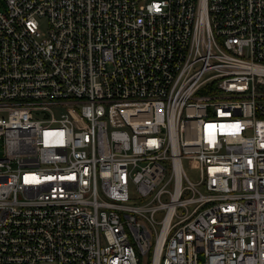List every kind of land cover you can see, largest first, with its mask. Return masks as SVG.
<instances>
[{"label": "built area", "instance_id": "1", "mask_svg": "<svg viewBox=\"0 0 264 264\" xmlns=\"http://www.w3.org/2000/svg\"><path fill=\"white\" fill-rule=\"evenodd\" d=\"M145 251L264 264V0H1L0 264Z\"/></svg>", "mask_w": 264, "mask_h": 264}, {"label": "rangeland", "instance_id": "2", "mask_svg": "<svg viewBox=\"0 0 264 264\" xmlns=\"http://www.w3.org/2000/svg\"><path fill=\"white\" fill-rule=\"evenodd\" d=\"M186 171H187V174L190 175V177H195L196 176L195 169H193V168L190 169V168L186 167ZM134 247H135V245H134ZM148 256H149L148 251L139 253V258H140V261L142 262V264H146L147 263Z\"/></svg>", "mask_w": 264, "mask_h": 264}, {"label": "bare ground", "instance_id": "3", "mask_svg": "<svg viewBox=\"0 0 264 264\" xmlns=\"http://www.w3.org/2000/svg\"><path fill=\"white\" fill-rule=\"evenodd\" d=\"M157 249L155 250V255H156Z\"/></svg>", "mask_w": 264, "mask_h": 264}, {"label": "trees", "instance_id": "4", "mask_svg": "<svg viewBox=\"0 0 264 264\" xmlns=\"http://www.w3.org/2000/svg\"><path fill=\"white\" fill-rule=\"evenodd\" d=\"M146 264H149V263H148V261H147V263H146Z\"/></svg>", "mask_w": 264, "mask_h": 264}]
</instances>
